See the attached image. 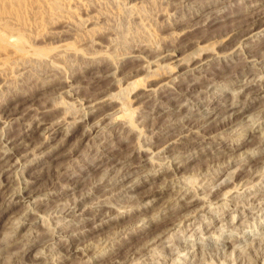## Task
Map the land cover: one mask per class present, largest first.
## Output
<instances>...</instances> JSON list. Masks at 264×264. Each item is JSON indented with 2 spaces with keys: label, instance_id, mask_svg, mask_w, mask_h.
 <instances>
[{
  "label": "rangeland",
  "instance_id": "374dc122",
  "mask_svg": "<svg viewBox=\"0 0 264 264\" xmlns=\"http://www.w3.org/2000/svg\"><path fill=\"white\" fill-rule=\"evenodd\" d=\"M0 57V264H264V0H0Z\"/></svg>",
  "mask_w": 264,
  "mask_h": 264
},
{
  "label": "bare ground",
  "instance_id": "6f19581e",
  "mask_svg": "<svg viewBox=\"0 0 264 264\" xmlns=\"http://www.w3.org/2000/svg\"><path fill=\"white\" fill-rule=\"evenodd\" d=\"M257 17V16H256ZM254 18V17H253ZM255 18L254 19H252V20H248V21H244L243 23H241V24H244V26L242 25V26H238V28L237 27H235V29H239V28H241L242 30H244V29H246L247 28V31L245 32L244 31V33L243 34H246V33H249V31L251 30V29H254V23H255ZM35 24V23H34ZM240 24V25H241ZM244 28V29H243ZM233 30V29H232ZM236 30V31H237ZM235 31V30H234ZM233 31V32H234ZM246 36V35H245ZM244 37V36H243ZM211 45V44H210ZM209 48H212V46L210 47H208V48H205V49H200V50H203V51H205V50H208ZM15 50V49H14ZM17 49H16V51H14V52H12L11 51V53H8V54H5L2 58H3V60H11V61H18V60H20V59H22L23 57H24V55H22V54H26V51L24 50V51H22V53H17ZM210 49H209V53H210ZM208 52H203V53H205L204 55H200V54H198L196 57L195 56H190L189 58H188V62L189 63H184V61L186 60H184V59H182V58H180L179 59V61H173V65H168V71L167 72H171V68H177L178 70L180 69L179 67H180V65L181 64H187V65H189V64H194V66L197 64H202V63H204V62H206L207 61V59L209 58V54H207ZM207 54V55H206ZM1 58V57H0ZM194 58V59H193ZM0 61L2 62V59H0ZM5 62V61H4ZM3 62V63H4ZM177 62V63H176ZM171 64V63H170ZM196 65V66H197ZM204 65V64H203ZM114 99V98H113ZM112 99H110L109 101H106L105 99L104 100H100L101 102H99V105L97 106V107H95L93 110H92V114H93V112H95V114H94V117H93V121H96V122H98V121H100V119L101 118H103L104 116H105V114H106V112L108 113V111H110V108H112L113 106H111L110 105V102H112L111 101ZM113 101H115V100H113ZM114 103V102H113ZM107 105H109V106H107ZM119 108L118 106H115L114 105V108ZM6 108V107H5ZM14 108V107H13ZM121 108V107H120ZM16 109V108H15ZM10 110V109H9ZM98 110H100V111H98ZM100 112V113H99ZM14 113V112H13ZM12 113V114H13ZM99 113V114H98ZM92 116V115H91ZM101 120H103V119H101ZM206 120V119H205ZM196 122V121H195ZM85 134V133H84ZM262 137V136H261ZM222 167V166H221ZM252 174V173H251ZM254 175V174H253ZM218 176V175H217ZM223 181V180H222ZM251 181V180H250ZM224 182V181H223ZM252 182V181H251ZM235 187V186H234ZM179 192V191H178ZM13 194V193H12ZM22 195V194H21ZM24 195V194H23ZM28 195V194H27ZM24 196H26V195H24ZM238 202V201H237ZM67 207V206H66ZM63 211V210H62ZM255 251V250H254ZM258 255V254H257ZM255 258V257H254Z\"/></svg>",
  "mask_w": 264,
  "mask_h": 264
}]
</instances>
